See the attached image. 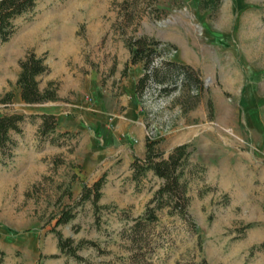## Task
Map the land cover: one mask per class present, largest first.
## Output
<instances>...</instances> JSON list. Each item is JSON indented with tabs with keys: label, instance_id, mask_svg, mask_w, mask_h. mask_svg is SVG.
Instances as JSON below:
<instances>
[{
	"label": "rangeland",
	"instance_id": "1",
	"mask_svg": "<svg viewBox=\"0 0 264 264\" xmlns=\"http://www.w3.org/2000/svg\"><path fill=\"white\" fill-rule=\"evenodd\" d=\"M203 22L230 31L216 46L218 69L230 59L227 47L234 49L237 71L264 59V0H220L217 5L205 0H37L14 18L15 30L0 41V112H22L25 119L22 130L11 134V157L0 162V264H146L131 260L123 228L145 209L162 180L151 170L137 182L132 179L130 162L144 155L147 131L165 153L176 141L190 144L185 171L192 220L166 207L158 210L152 224L156 244L148 260L264 264V126L255 125L250 105L242 101L246 87H235L237 82L221 87L222 74L210 75L189 111L172 102V91L166 105L150 97L138 103L141 134L132 129L119 135L115 126L129 107L131 82L142 70L141 63L126 66L127 39H157L164 56L206 60L211 69L215 51L202 33ZM28 50L44 57L48 68L36 78L41 88L51 81L57 99H21L16 78L19 59ZM214 83L220 87L209 86ZM255 90L264 93V87ZM8 91L11 99L3 101ZM45 106L55 111L53 134L61 132V143L37 132ZM259 111L264 123V106ZM101 176L95 207L80 195L84 183ZM67 204L74 206V216L55 225L53 215ZM54 225L74 245L92 239L97 246L83 243L77 249L81 257L62 252Z\"/></svg>",
	"mask_w": 264,
	"mask_h": 264
},
{
	"label": "trees",
	"instance_id": "2",
	"mask_svg": "<svg viewBox=\"0 0 264 264\" xmlns=\"http://www.w3.org/2000/svg\"><path fill=\"white\" fill-rule=\"evenodd\" d=\"M37 0H0V41L7 40L15 30L14 18L34 7ZM217 5L220 0H205ZM130 56L128 64L141 63L142 73L135 82V91L140 104L144 101L146 93L156 92V97L168 96L175 91V96L171 99L178 104L181 112H187L194 108L203 94L206 86L198 69L188 63L176 61L164 56L159 48L160 41L149 39L145 36L130 37L127 39ZM19 72L16 84L19 85L20 97L28 103L44 102L58 98L56 87L50 81L45 87H39L36 76L47 70L48 66L42 55H38L33 50H28L19 59ZM7 97L3 101H10L11 92H7ZM208 116L213 117V101L207 99ZM40 122L38 134L44 139L61 143L58 136L53 133L56 130L57 117L53 112L42 111L39 113ZM25 119L22 112H0V162H5L12 155V148L15 144L11 134L13 131L22 130L21 122ZM188 142L174 145L165 153V150L158 146V139L145 137V152L142 157L134 156L130 162L132 179L139 181L148 170L160 177L162 180L154 190L145 209L132 217V222L123 228V234L131 242L130 258L136 263L152 264L148 260L150 252L154 249L156 239L152 236V224L158 219V210L166 207L168 213L176 214L181 218L190 219L188 211L189 195L187 194V176L185 168L191 162L189 155L191 149ZM104 177L93 181L92 184L84 183L80 199L90 198L95 207L101 194L100 188ZM73 205L62 206L53 217L56 218L55 225L65 223L74 216ZM192 222V220H191ZM190 222V223H191ZM57 233V245L62 252L81 257L77 249L88 243L97 246L92 239H79L72 244L73 238L63 237ZM264 246V240L260 243Z\"/></svg>",
	"mask_w": 264,
	"mask_h": 264
},
{
	"label": "crops",
	"instance_id": "3",
	"mask_svg": "<svg viewBox=\"0 0 264 264\" xmlns=\"http://www.w3.org/2000/svg\"><path fill=\"white\" fill-rule=\"evenodd\" d=\"M206 21V18L205 20ZM207 22V21H206ZM217 25L216 22H214V26ZM201 29H203L202 33L205 34V38H209L210 42L207 43V45L213 46V49L215 51L214 55V67L210 69L208 66V63L206 60L201 61L200 59L198 61H189V60H184L183 62L190 64L194 68L198 69L201 77L203 80L206 78H210V75H213V78H215L216 74L220 75L222 74L224 82L220 85L221 87H227V88H233L235 86V82H237L235 87H246V97L243 98V102L246 104L250 105L251 107V118L254 120L256 123V126L263 127L264 123L262 121V117L260 114V108L264 106V93H259L258 91L255 90L257 87H264V59H262L261 63H259L258 66L250 67L247 68L244 66V68H241L240 70L237 71V69L232 68V62L234 61L233 59L235 58V53L234 49L232 47H227L228 49L225 51L229 53L230 59H225L223 64H226L225 68L218 69L215 67L219 62V56H218V46L222 42L220 40H227L226 38L230 34L229 30H221L219 28L214 29L210 28L209 26L205 25V23H201ZM217 52V53H216ZM242 61L245 62V60L242 58ZM237 72L238 75L233 76V73ZM142 73V70H140L133 78L131 85H130V90H129V107L126 110V112L123 113V117H118L115 119V126L118 129L117 132L119 135H129V132L132 131V129H135L136 132L142 133V123L136 120L135 116V110L136 107L139 103L136 91H135V82L137 77ZM205 83V82H204ZM207 86V84H206ZM210 87L218 88L220 87L218 83H214L212 85H209ZM40 110L42 111H48V112H53L55 111L53 109H50L48 107H41ZM121 116V115H120ZM130 120H135L131 126H127L128 121ZM185 136V135H183ZM186 140H179L176 141L172 144L171 148L178 144L185 142ZM140 148L143 149L144 145H140ZM134 156L132 157V159ZM132 161V160H131ZM2 169H0L1 171ZM5 172V169H4Z\"/></svg>",
	"mask_w": 264,
	"mask_h": 264
},
{
	"label": "built area",
	"instance_id": "4",
	"mask_svg": "<svg viewBox=\"0 0 264 264\" xmlns=\"http://www.w3.org/2000/svg\"><path fill=\"white\" fill-rule=\"evenodd\" d=\"M144 97L146 98V97H150V98H152V99H154V100H156L158 103H160L161 105H166L168 102H169V99L167 98V96L166 97H164V96H159V97H156V92H153V93H146L145 95H144ZM147 135L148 136H150L151 138H154L153 137V135L152 134H150L148 131H147Z\"/></svg>",
	"mask_w": 264,
	"mask_h": 264
}]
</instances>
